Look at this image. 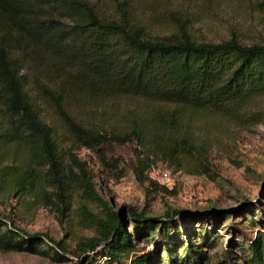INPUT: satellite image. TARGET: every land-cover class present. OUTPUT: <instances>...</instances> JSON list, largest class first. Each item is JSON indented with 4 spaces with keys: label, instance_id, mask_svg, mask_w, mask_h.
Wrapping results in <instances>:
<instances>
[{
    "label": "trees",
    "instance_id": "trees-1",
    "mask_svg": "<svg viewBox=\"0 0 264 264\" xmlns=\"http://www.w3.org/2000/svg\"><path fill=\"white\" fill-rule=\"evenodd\" d=\"M112 9L105 12L100 0H0V187L24 191L38 181L29 166L4 165L8 151L20 146L26 162L43 158L59 195L65 190L60 136L41 106L82 147L135 142L153 152L165 149L171 158L190 152V124L199 116L236 119L264 97V44L243 45L234 37L198 43L175 12L169 16L178 30L154 36L130 0ZM122 102L132 107L119 113ZM103 104L109 110L98 113ZM147 167L138 160L133 170L142 177ZM89 193L104 212L97 235L79 243L71 264H264L263 232L240 260L232 257L233 244L212 260L202 248L214 249L217 235L206 231L198 233V244L174 237L131 254L132 241L166 239L179 224L169 213L161 223L129 207V237L122 215ZM45 237L28 236L0 217L1 252L45 254ZM54 257L68 261L58 252Z\"/></svg>",
    "mask_w": 264,
    "mask_h": 264
},
{
    "label": "rangeland",
    "instance_id": "rangeland-1",
    "mask_svg": "<svg viewBox=\"0 0 264 264\" xmlns=\"http://www.w3.org/2000/svg\"><path fill=\"white\" fill-rule=\"evenodd\" d=\"M121 1L100 0V7L109 13L113 4ZM130 1L154 36L178 30L169 16L175 12L198 43H220L234 37L243 45L264 44V0ZM131 107L122 102L116 110L121 113ZM95 108L98 113L109 110L106 104ZM40 111L60 136L66 188L59 195L43 158L26 162L20 146L8 151L4 165L29 166L38 181L24 191L1 186L0 217L28 236L45 235L48 249L43 247L47 253L36 255L0 251V264L76 262L79 243L97 235L96 221L104 212L89 192L122 215L129 237L134 229L129 207L161 223L169 213L179 224V232L169 228L166 239L156 234L132 241L131 254L155 250L174 237L198 244V233L206 231L217 235L214 249L202 248L212 260L220 258L230 244L232 257L240 260L247 256L248 242L264 233V97L257 98L245 115L236 119L199 116L190 124V152L171 158L165 149L153 152L135 142L87 149L73 142L51 110L41 106ZM138 160L148 165L142 177L133 170ZM54 252L68 261H57Z\"/></svg>",
    "mask_w": 264,
    "mask_h": 264
}]
</instances>
